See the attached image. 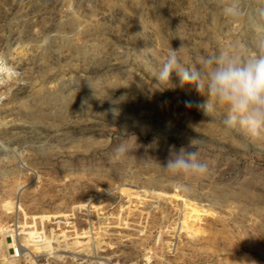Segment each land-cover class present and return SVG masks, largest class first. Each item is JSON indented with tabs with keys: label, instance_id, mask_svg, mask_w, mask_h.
<instances>
[{
	"label": "rangeland",
	"instance_id": "rangeland-1",
	"mask_svg": "<svg viewBox=\"0 0 264 264\" xmlns=\"http://www.w3.org/2000/svg\"><path fill=\"white\" fill-rule=\"evenodd\" d=\"M241 4L232 21L218 0H0V264H264V141L155 79L171 48L251 55L264 0ZM192 143L207 176L172 177Z\"/></svg>",
	"mask_w": 264,
	"mask_h": 264
},
{
	"label": "clouds",
	"instance_id": "clouds-1",
	"mask_svg": "<svg viewBox=\"0 0 264 264\" xmlns=\"http://www.w3.org/2000/svg\"><path fill=\"white\" fill-rule=\"evenodd\" d=\"M223 14L235 21L244 15L241 0H218ZM264 18V9L260 10ZM175 73L182 84L194 85L197 91L208 97L199 105L205 115L215 113L217 108L226 109L222 118L226 132H243L252 140L264 141V35L256 42L255 51L248 56L239 55L235 49L202 56L196 66L185 65L178 57L177 50L170 49L155 79L158 84L171 85ZM125 141L115 148L117 158L129 151ZM201 153L192 143L190 146H175L163 168L172 177L183 181L203 179L209 168L200 159ZM181 190H190L188 183L178 185Z\"/></svg>",
	"mask_w": 264,
	"mask_h": 264
},
{
	"label": "built area",
	"instance_id": "built-area-1",
	"mask_svg": "<svg viewBox=\"0 0 264 264\" xmlns=\"http://www.w3.org/2000/svg\"><path fill=\"white\" fill-rule=\"evenodd\" d=\"M8 74V70L5 66V57L0 53V83L3 78H5ZM15 255L19 256L18 251L15 252Z\"/></svg>",
	"mask_w": 264,
	"mask_h": 264
},
{
	"label": "bare ground",
	"instance_id": "bare-ground-1",
	"mask_svg": "<svg viewBox=\"0 0 264 264\" xmlns=\"http://www.w3.org/2000/svg\"><path fill=\"white\" fill-rule=\"evenodd\" d=\"M11 236V238L13 237L12 235H10ZM9 236V237H10ZM40 236H37V235H35V234H31V235H28V236H26L25 238L26 239H32V240H34V239H37V238H39ZM13 242V239H11V242L10 243H12ZM97 257V256H96Z\"/></svg>",
	"mask_w": 264,
	"mask_h": 264
}]
</instances>
